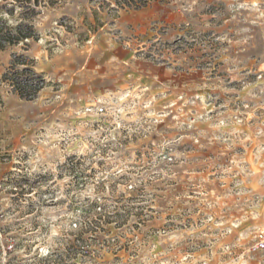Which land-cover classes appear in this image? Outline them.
I'll list each match as a JSON object with an SVG mask.
<instances>
[{"label":"rangeland","instance_id":"obj_1","mask_svg":"<svg viewBox=\"0 0 264 264\" xmlns=\"http://www.w3.org/2000/svg\"><path fill=\"white\" fill-rule=\"evenodd\" d=\"M123 2L0 0V264H264V0Z\"/></svg>","mask_w":264,"mask_h":264},{"label":"trees","instance_id":"obj_2","mask_svg":"<svg viewBox=\"0 0 264 264\" xmlns=\"http://www.w3.org/2000/svg\"><path fill=\"white\" fill-rule=\"evenodd\" d=\"M126 7L139 10L149 3V0H124ZM38 35L30 23L17 22L11 24L7 20H0V51L8 46L16 45L27 40H37ZM23 58V57H22ZM18 57L13 59L8 71L0 76V83L6 82L12 91L24 100H33L39 91L46 86L43 74L33 69V61L26 62ZM22 68H17V66ZM1 103V99H0Z\"/></svg>","mask_w":264,"mask_h":264},{"label":"built area","instance_id":"obj_3","mask_svg":"<svg viewBox=\"0 0 264 264\" xmlns=\"http://www.w3.org/2000/svg\"><path fill=\"white\" fill-rule=\"evenodd\" d=\"M99 112H102V108L98 109ZM259 248L264 249V235H260V240H259Z\"/></svg>","mask_w":264,"mask_h":264}]
</instances>
